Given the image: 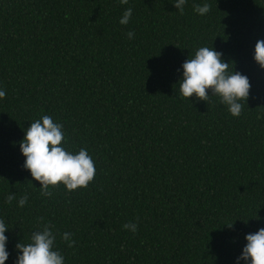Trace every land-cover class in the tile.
Segmentation results:
<instances>
[{
	"label": "trees",
	"instance_id": "1",
	"mask_svg": "<svg viewBox=\"0 0 264 264\" xmlns=\"http://www.w3.org/2000/svg\"><path fill=\"white\" fill-rule=\"evenodd\" d=\"M209 3L199 16L196 4ZM132 8L127 25L124 10ZM134 33L133 38L127 32ZM264 0H0V218L15 244L44 223L65 264H233L244 235L264 228ZM200 46L246 75L238 117L216 96L176 94L181 64ZM209 94L210 91H209ZM42 115L67 147L88 149L85 188L43 197L23 169L24 129ZM28 201L17 207L5 197ZM137 224L135 233L124 229ZM232 224L229 227L225 224Z\"/></svg>",
	"mask_w": 264,
	"mask_h": 264
},
{
	"label": "clouds",
	"instance_id": "2",
	"mask_svg": "<svg viewBox=\"0 0 264 264\" xmlns=\"http://www.w3.org/2000/svg\"><path fill=\"white\" fill-rule=\"evenodd\" d=\"M128 0H120V4H127ZM187 0H172L176 11L184 13ZM193 12L205 16L210 12L207 2L196 4ZM132 16V8L124 10L119 18L120 25H127ZM129 39L133 38L132 31L127 32ZM223 53L216 51L212 46L198 47L191 58H187L180 66L181 78L178 81L176 94L181 98L195 97L198 100L208 101L216 96L219 103L227 109L233 117H238L242 111L241 101L249 96L251 84L246 75L234 71L231 63L226 62ZM252 58L260 69L264 70V40H257ZM232 65V64H231ZM209 91L211 94H209ZM5 90L0 88V100L5 97ZM68 139L63 124L55 121L50 115H42L24 129L22 140L18 142L19 151L24 157L23 169L30 173L33 180L39 182L40 194L51 197L50 188L62 184L65 191L72 192L78 188H85L93 181L96 168L95 160L85 147L73 150L67 147ZM17 199L13 193L5 197L6 203ZM28 196L17 199V207H24ZM231 223L225 224L232 227ZM124 229L135 233L137 224L129 222L122 225ZM9 230L4 220L0 218V264L10 257L7 248ZM57 235L71 248L75 241L73 233L54 231L53 226L44 223L33 230L28 243L15 244V258L13 264H65V257L56 247ZM245 243L239 255L234 258L233 264H264V228L244 235Z\"/></svg>",
	"mask_w": 264,
	"mask_h": 264
}]
</instances>
